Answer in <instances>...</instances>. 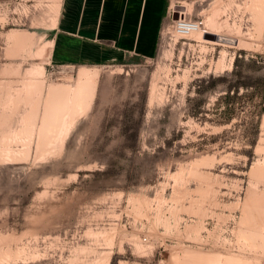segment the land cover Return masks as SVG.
<instances>
[{
    "label": "rangeland",
    "instance_id": "1",
    "mask_svg": "<svg viewBox=\"0 0 264 264\" xmlns=\"http://www.w3.org/2000/svg\"><path fill=\"white\" fill-rule=\"evenodd\" d=\"M58 4L0 1V264H264V0H170L155 45L91 60Z\"/></svg>",
    "mask_w": 264,
    "mask_h": 264
},
{
    "label": "crops",
    "instance_id": "2",
    "mask_svg": "<svg viewBox=\"0 0 264 264\" xmlns=\"http://www.w3.org/2000/svg\"><path fill=\"white\" fill-rule=\"evenodd\" d=\"M170 7V0H59L57 50L83 60L147 51Z\"/></svg>",
    "mask_w": 264,
    "mask_h": 264
},
{
    "label": "bare ground",
    "instance_id": "3",
    "mask_svg": "<svg viewBox=\"0 0 264 264\" xmlns=\"http://www.w3.org/2000/svg\"><path fill=\"white\" fill-rule=\"evenodd\" d=\"M173 4H172V6H174ZM181 13H182V16L179 17L178 20H175V22L177 23V26L181 30L178 33H180V35L182 37H189L192 35H197L199 37V36H202L206 33V30H203L202 26L197 21L187 20L185 18V16L183 15V12H181ZM95 76H96V74L91 72L89 69H81L80 70L78 88H76L74 90V94H73L74 95L73 96L74 103H78L79 100H81L82 98H84L87 95V92L91 91V88H92L91 85L93 84V80L95 79ZM57 89L58 88L51 89V91H50L51 94H56L58 91ZM61 93H62V90H59V92L56 95H58V94L61 95ZM62 95H64L65 99H64V97H62L63 99L56 103L57 104L56 109L58 110V112H61L62 110H64L65 108H62V107L67 106L68 103L70 102V100H69L70 90L68 88H67V90L63 89ZM216 264H218V263H216Z\"/></svg>",
    "mask_w": 264,
    "mask_h": 264
},
{
    "label": "water",
    "instance_id": "4",
    "mask_svg": "<svg viewBox=\"0 0 264 264\" xmlns=\"http://www.w3.org/2000/svg\"><path fill=\"white\" fill-rule=\"evenodd\" d=\"M179 15H178V13L176 12V13H174V17L175 18H177Z\"/></svg>",
    "mask_w": 264,
    "mask_h": 264
}]
</instances>
